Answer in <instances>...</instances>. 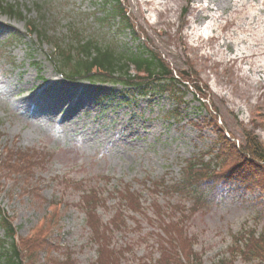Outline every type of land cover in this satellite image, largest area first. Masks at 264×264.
Here are the masks:
<instances>
[{"label": "rangeland", "instance_id": "rangeland-1", "mask_svg": "<svg viewBox=\"0 0 264 264\" xmlns=\"http://www.w3.org/2000/svg\"><path fill=\"white\" fill-rule=\"evenodd\" d=\"M1 1L19 8L23 16L0 14V152L11 148L50 154L36 168L34 181L48 202H60L66 211L52 237L56 249L47 256L56 263L96 262L97 246L79 208L82 190H75L72 183L94 187L104 197L121 183H129L141 194V205L151 219L156 218L151 210L156 201L165 210L176 205L185 208L183 227L203 264H254L231 253L234 236L264 232V219L257 217L258 189L242 195L226 189L217 202L191 213L192 196L171 192L163 197L149 185L164 179L171 186L181 179L187 160L201 154L204 160L210 158L206 152L215 132L213 125L202 129L194 125L209 116L192 92H175L174 97L155 90L133 96L121 85L68 81L49 61L51 46L36 34L29 35L26 23L34 21L52 43L67 46L77 32L120 54L138 55L142 37L130 34L118 20L102 22L105 0ZM126 3L174 68L184 69L185 57L194 64L209 87L208 107L216 111L213 115L224 132L241 141L244 130H253L264 145V0H190L185 19L187 0ZM16 33L25 35L13 38ZM11 185L0 179V207L14 216V225L24 236L44 212L33 206L29 196L21 197L18 188L10 194ZM115 204L110 198L98 208L103 223L111 220ZM46 208L47 204L42 209ZM134 217L139 228L128 219L129 228L115 232L112 245L129 248L127 264H154L159 258L156 225ZM3 234L0 228V238Z\"/></svg>", "mask_w": 264, "mask_h": 264}, {"label": "trees", "instance_id": "trees-1", "mask_svg": "<svg viewBox=\"0 0 264 264\" xmlns=\"http://www.w3.org/2000/svg\"><path fill=\"white\" fill-rule=\"evenodd\" d=\"M126 2L105 0L101 5L103 10L101 20L107 23L118 20L130 34L142 37L144 42L138 55L117 53L110 46H100L92 40L81 38L77 32L67 46L60 41L52 43L34 21H27V33L36 34L40 42H47L51 46L53 52L48 56L49 61L56 72L68 81L121 85L130 89L133 96L155 90L167 91L173 96L175 92L181 95L192 92L209 116V120L204 118L203 123L194 125L199 129L205 125H213L215 132L212 146L206 152L210 158L204 160L205 156L201 154L187 160L181 170V179L171 186H166L164 179L150 181L149 185L153 191H160L163 197L171 192L192 196L191 213L209 203L217 202L226 189L239 195L247 192L254 194L258 189L261 196L257 198L260 203L257 217L264 219V202L261 201L264 199V145L253 130H244L241 141H236L233 136L224 132L216 120L217 116L213 115L215 110L212 111L208 107L209 87L200 79L194 64L185 57L186 67L174 68L150 42L146 31L128 12ZM189 3L190 0H187L183 19L189 12ZM40 9L37 7L38 14H41ZM0 14L18 19L23 16L19 8L4 4L1 0ZM21 35L25 34L16 33L12 36L19 38ZM144 53L148 56L145 57ZM4 153L0 152V179L12 182L9 193L18 188L21 197L29 196L33 206L44 213L40 221H37L26 235L21 236L14 225V216L0 207V228L4 232L3 238H0V264H71L69 260L56 263V259L47 256L51 250L56 249L52 244V237L66 211L60 202H48L41 194V187L34 181L36 168L43 165L50 154L11 148H5ZM101 179L110 180L103 176ZM71 186L75 190H82L79 208L84 213L85 223L91 235L90 240L97 246L95 264H127L125 254L129 248L116 247L111 241L115 232L129 228L126 224L128 219L133 221L135 228H139L140 222L134 215H139L156 225L154 230L158 232H155L154 236L159 258L154 264H203L201 257L193 250L192 241L183 227V222L187 218L183 210L185 208L176 205L174 208L170 207V210H165L156 201L151 203V210L156 218L151 219L143 210L141 194L129 183H121L122 187L113 189L112 193H107V197L94 187L84 188L82 182L72 183ZM110 198L116 200L115 212L109 223H103L97 210L105 207ZM45 204L46 211L42 209ZM127 212H130L131 216H127ZM176 213H179L177 218ZM233 239L235 242V248L231 253L233 257L240 256L245 261L264 264V232L260 234L253 230L241 232ZM42 254L47 256V260L43 261ZM145 264L151 263L147 261Z\"/></svg>", "mask_w": 264, "mask_h": 264}]
</instances>
